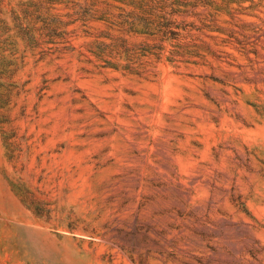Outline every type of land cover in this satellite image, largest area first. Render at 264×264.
Returning a JSON list of instances; mask_svg holds the SVG:
<instances>
[{"label":"rangeland","instance_id":"rangeland-1","mask_svg":"<svg viewBox=\"0 0 264 264\" xmlns=\"http://www.w3.org/2000/svg\"><path fill=\"white\" fill-rule=\"evenodd\" d=\"M0 264H264V0H0Z\"/></svg>","mask_w":264,"mask_h":264}]
</instances>
